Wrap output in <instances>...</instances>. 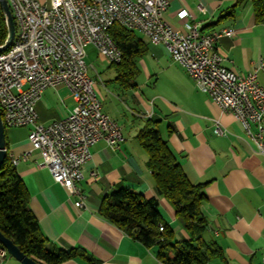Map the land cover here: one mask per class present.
<instances>
[{
	"label": "crops",
	"instance_id": "0c3cea01",
	"mask_svg": "<svg viewBox=\"0 0 264 264\" xmlns=\"http://www.w3.org/2000/svg\"><path fill=\"white\" fill-rule=\"evenodd\" d=\"M182 10L190 14L191 22L200 26L203 35L232 31V36L217 40L215 51L225 59L224 66L238 74L257 70L258 83L264 88V24L255 20L249 1L236 6V0H172L164 19L174 31L185 33L188 20L177 16ZM135 33L146 52L136 60L133 87L122 86L114 67L93 47L86 49L87 75L93 81L102 112L120 126L124 142L115 150L103 141L91 147L92 158L82 168L83 179L78 185L83 207L76 208L77 198L69 197L46 169L37 167L41 159L31 151L29 128L5 129L7 153L13 157L29 153L28 160L20 162L15 170L28 191L29 209L46 248L81 249L90 260L76 258L62 264H161L155 247L134 241L99 214L105 197L129 188L144 199H158V212L175 242L191 240L173 206L156 196L146 167V152L136 139L149 121L187 180L201 186L204 199L200 214L206 223L202 239L216 243L221 251L220 257L207 264H261L264 157L257 153L234 116L220 112L199 92L163 46L152 45ZM98 57L109 63L107 69L112 73H105L96 64ZM74 106L66 87L48 88L35 104L37 120L50 125L65 118ZM216 126L223 131L221 135L214 134Z\"/></svg>",
	"mask_w": 264,
	"mask_h": 264
},
{
	"label": "built area",
	"instance_id": "2783aa9c",
	"mask_svg": "<svg viewBox=\"0 0 264 264\" xmlns=\"http://www.w3.org/2000/svg\"><path fill=\"white\" fill-rule=\"evenodd\" d=\"M171 1L86 0L79 4L74 0V13H67L66 0H49L48 4L6 0L15 34L0 58L1 121L5 129L29 128L31 151L41 159L37 167L46 169L69 197L77 198L76 208L84 205L78 185L82 168L92 158L91 147L103 141L115 150L124 142L120 126L102 112L85 62L86 49L91 46L111 65L121 63L119 49L106 41L114 24L139 33L152 45L163 46L199 92L220 112L234 116L264 157V88L258 83L257 70L238 74L224 66L215 43L222 36H232V31L203 35L186 10L177 14L188 20L185 33L174 31L164 19ZM30 7H37V14H30ZM42 11H49V20H42ZM59 85L67 88L75 106L65 118L44 126L37 120L35 104L46 89ZM222 133L218 126L214 128L215 135ZM8 158L15 168L28 160L29 153L20 157L8 154ZM6 256L0 245V264H5Z\"/></svg>",
	"mask_w": 264,
	"mask_h": 264
},
{
	"label": "trees",
	"instance_id": "16d2710c",
	"mask_svg": "<svg viewBox=\"0 0 264 264\" xmlns=\"http://www.w3.org/2000/svg\"><path fill=\"white\" fill-rule=\"evenodd\" d=\"M245 1L251 3L255 20L264 24V0H236V6ZM232 14L231 11L229 15ZM108 35L122 56L119 65H112L117 81L126 88L133 87L136 60L145 54V46L134 31L117 24L112 25ZM6 37L7 28L0 12V46ZM136 139L146 152V167L156 196L173 206L175 216L183 223L191 240L175 242L172 231L158 212V199H144L131 188L115 190L105 197L99 208L100 216L134 241L145 247H155L156 258L161 264H207L212 258L220 257L218 245L202 239L206 223L200 214L204 199L201 186L187 180L153 123L148 121ZM159 226L163 231H159ZM0 233L23 255L39 264H62L76 258L90 262L81 249L46 248V240L29 209L26 186L10 164L7 146L6 158L0 168Z\"/></svg>",
	"mask_w": 264,
	"mask_h": 264
},
{
	"label": "water",
	"instance_id": "95a60500",
	"mask_svg": "<svg viewBox=\"0 0 264 264\" xmlns=\"http://www.w3.org/2000/svg\"><path fill=\"white\" fill-rule=\"evenodd\" d=\"M0 11L5 20L6 28H7V37L5 43L0 46V54L5 52L10 46L14 38L15 34V25L10 12V9L6 3V0H0ZM6 141H5V128L1 121L0 116V168L4 163L6 158ZM0 245L5 249L6 253L15 259L20 264H39L31 258L23 255L18 248L8 239H6L0 233Z\"/></svg>",
	"mask_w": 264,
	"mask_h": 264
},
{
	"label": "bare ground",
	"instance_id": "6f19581e",
	"mask_svg": "<svg viewBox=\"0 0 264 264\" xmlns=\"http://www.w3.org/2000/svg\"><path fill=\"white\" fill-rule=\"evenodd\" d=\"M79 4H86V0H79ZM66 10L67 13H74V0H66ZM30 14H37V7H30ZM42 20H49V11H42ZM106 41L108 45H115L108 34H106ZM98 53L101 54V52ZM119 55L122 58L120 51ZM1 56H4V52L0 54V58Z\"/></svg>",
	"mask_w": 264,
	"mask_h": 264
},
{
	"label": "rangeland",
	"instance_id": "374dc122",
	"mask_svg": "<svg viewBox=\"0 0 264 264\" xmlns=\"http://www.w3.org/2000/svg\"><path fill=\"white\" fill-rule=\"evenodd\" d=\"M101 55V54H100ZM99 67H103L105 73H112V71L110 69H107L108 67V64L107 61L102 58V57H98L97 59V63H96ZM7 130V129H6ZM10 263V264H20L18 263L15 259H13L12 257H10L9 255L7 256V264Z\"/></svg>",
	"mask_w": 264,
	"mask_h": 264
}]
</instances>
